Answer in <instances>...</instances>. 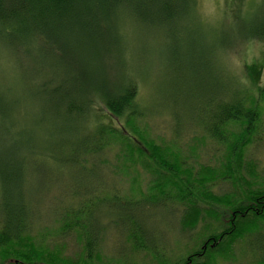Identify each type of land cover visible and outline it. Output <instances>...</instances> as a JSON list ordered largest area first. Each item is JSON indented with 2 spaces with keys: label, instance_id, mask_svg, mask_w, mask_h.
<instances>
[{
  "label": "trees",
  "instance_id": "trees-1",
  "mask_svg": "<svg viewBox=\"0 0 264 264\" xmlns=\"http://www.w3.org/2000/svg\"><path fill=\"white\" fill-rule=\"evenodd\" d=\"M195 3L0 0V48L13 50L32 64L21 79L14 78L6 88L9 99L0 94V264H106L104 237L99 232L105 226L101 225L98 235L87 237L94 225L88 227L83 219L87 210L81 204L80 198L86 194L82 189L72 190V203L64 206L54 224L34 219L23 179L25 166L45 144L40 132L47 134V130L36 132L29 121L39 102L46 104L45 110L52 112L53 118H37L36 129L49 124L62 135L56 145H61L62 156L53 154L50 158L65 165H90V160L99 159L108 163L106 151L120 146L113 162L124 167L119 169L121 176H131L138 165L151 175L148 192L139 191L146 197L137 204L140 208L176 200L183 234L204 224L199 235L188 234L193 236H187L188 250L164 262L155 258L156 246L146 244L140 208L136 214L124 212L119 220L134 252L149 254L161 264H216L234 256V244L245 239L253 260L264 263V175L256 172L254 162L246 161L251 146L264 145V86H258L256 94L250 86L241 90L221 87L208 98L194 121L196 125L191 124L196 131L202 129L200 143L210 144L221 155L218 166L199 164L198 169L177 154L172 144L161 145L150 138L147 110L137 100L139 81L128 61V28L146 27L157 32L173 28L192 17ZM242 29L241 38L264 42V18L252 19ZM257 68L256 64L249 67L259 76ZM24 78L29 84L20 92L14 87ZM31 96L37 102H27ZM212 106L214 110L209 109ZM102 115L123 120L124 126L104 122ZM143 122L146 124L141 127ZM176 133L179 138L180 130ZM197 150L195 146L191 152L196 161ZM139 178L135 174L131 181L136 184ZM218 183L228 184L232 190L218 195L212 190ZM135 191L131 186V196L125 195L126 206ZM109 214L104 213L107 223ZM55 225L50 233L47 228ZM39 226L46 228L45 232L35 234ZM73 235L80 241L74 258L61 250L63 240Z\"/></svg>",
  "mask_w": 264,
  "mask_h": 264
},
{
  "label": "rangeland",
  "instance_id": "rangeland-1",
  "mask_svg": "<svg viewBox=\"0 0 264 264\" xmlns=\"http://www.w3.org/2000/svg\"><path fill=\"white\" fill-rule=\"evenodd\" d=\"M259 17L264 18V0H196L192 17L179 21L173 28L158 32L146 27L138 30L132 26L128 28V61L139 81L137 100L147 110L149 136L158 144H172L177 154L188 159V163L196 169L199 164L215 166L221 155L210 144L200 143L202 129L196 131L192 126L196 125L194 121L202 114L203 107L207 106L208 98L218 94L221 87L241 90L250 86L255 93L258 86H264V42L241 38L239 33L244 31L242 28L246 29L250 20H259ZM255 64L258 65L259 76L249 69ZM28 65L32 66L30 59L25 60L13 50L0 48V94L4 100L10 98L6 97V88L13 83L14 78H22ZM250 75L258 78L253 80ZM28 84L29 80L24 78L14 88L22 92ZM219 96L224 98L225 95ZM27 102L37 101L31 96ZM41 105L39 102L38 108L31 110L37 115L31 113L30 127L36 132L47 130V134H51L48 136L46 132H40L45 144L34 155V160L25 166L23 179L34 219L51 225L64 211V206L72 203V190L82 189L86 194L80 198L81 204L87 210L83 219L87 221L88 227L94 225L88 229L87 237L98 235L101 225L105 226L99 232L104 237L102 255L106 264H161L158 260L167 262L188 250L187 236L193 238L188 234L199 235L204 224L183 234L176 200L168 205H162L161 201L152 202L140 208L137 204L143 203L146 197L140 195L139 191L148 192L151 175L138 165L132 169L131 176H121L119 169L124 167L113 162L120 146L113 145L106 151L105 158L111 161L108 163H102L99 159L96 162L90 160V165H65L50 158L53 154L62 156L59 150L61 145L56 146L62 141V135L50 129L49 124L36 129L37 122L34 121L37 118L41 117L43 121L53 118L52 112L47 108L45 110L46 104ZM209 109L214 110L215 107ZM44 113L47 115H42ZM101 118L115 126H124L123 120L118 121L108 115H102ZM145 124L143 122L141 127ZM178 130L181 132L179 138L176 136ZM195 146H198L197 161L191 154ZM246 161L254 162L256 172L264 175V145L251 146L246 153ZM135 174L140 176L136 184L131 181ZM131 186L132 191L134 187L136 191L132 194L130 205L126 206L128 203L124 199L127 198L125 195L131 196ZM94 189L96 191L92 193ZM100 190L104 195L100 196ZM212 190L221 195L232 189L228 184L218 183ZM139 208L143 212V233L146 234L145 238L148 237L146 244L156 246L158 255H154L157 261L149 254L134 252L119 220L124 212L136 214ZM106 212L110 213L109 223L105 221ZM39 227L35 234L45 232L46 228ZM56 227L47 229L53 233ZM47 237L53 239L52 235ZM63 243L65 245L61 246V250L64 255L74 258L80 250V241L73 235L63 240ZM247 250L245 239H240L234 244V256L220 259L216 264H264L253 260L250 245H247Z\"/></svg>",
  "mask_w": 264,
  "mask_h": 264
}]
</instances>
